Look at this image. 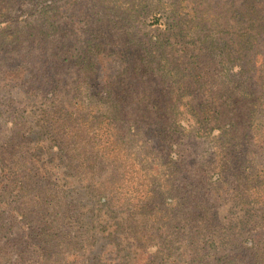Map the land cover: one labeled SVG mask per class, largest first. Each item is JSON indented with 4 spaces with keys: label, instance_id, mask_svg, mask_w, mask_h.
I'll list each match as a JSON object with an SVG mask.
<instances>
[{
    "label": "rangeland",
    "instance_id": "1",
    "mask_svg": "<svg viewBox=\"0 0 264 264\" xmlns=\"http://www.w3.org/2000/svg\"><path fill=\"white\" fill-rule=\"evenodd\" d=\"M97 1L0 0V264H264V205L236 203L233 183L244 170L236 163L264 169L260 86L249 110L263 128L228 141L239 156L225 177L208 171L218 164L216 143L211 131L198 133L183 105L197 109L229 89L210 40L220 36L225 46L237 30L234 14H259L243 31L262 33L256 48L264 64V0H128L129 10ZM90 34L99 51L87 50ZM150 40L165 43L170 65L155 57L152 71L137 75ZM180 69L193 75L182 85L168 77ZM176 88L186 94L180 119L160 129L178 127L171 138L150 126L154 105L140 100L159 106ZM107 130L123 137L128 157ZM170 158L176 171L165 169ZM162 169L176 175L172 208L185 202L183 210L169 211L162 190L150 193ZM247 195L264 201V186ZM204 207L212 223L197 217Z\"/></svg>",
    "mask_w": 264,
    "mask_h": 264
},
{
    "label": "trees",
    "instance_id": "2",
    "mask_svg": "<svg viewBox=\"0 0 264 264\" xmlns=\"http://www.w3.org/2000/svg\"><path fill=\"white\" fill-rule=\"evenodd\" d=\"M101 1L106 2L107 4H112L114 6H121L124 9H128L129 6H131L132 8L134 4L128 0H100V2ZM258 15L259 14L252 13L234 14V28H237V30L229 34V36L231 35V38L225 44V46L220 43V39L222 38L220 36L218 38H213L210 40V48L212 49V53L221 58V61H223V65H225L224 68L228 75L227 82L223 86V88L226 87L229 89L224 93H219L216 96H208L209 99H206L204 104H202L201 106L198 105L197 109L192 107L190 101L184 102V104L181 102L182 97L184 98L186 94L184 93L185 90H180L179 88L175 89L177 93L176 95L172 96V100L170 99V101L168 102L167 97L165 96L163 97L165 98V102L161 101L159 106L155 105V103L151 99H147L146 96V99L140 100V104L148 102L149 104L154 105V110L152 113H150L152 115V118L150 119V126L154 125V127L158 129L159 133L169 135L171 138H174V132H179L178 127L173 128L172 126V128H170L168 131L163 130V132H161L160 129L170 126L171 123L168 122L173 119V116H175L176 119H180L179 114L175 113V111L178 110V103L183 104L184 107H186L188 111H190H187V116L189 117V119L194 121V123L199 127L198 133L204 130L211 131L208 136L212 138V140H214V142L216 143V157L218 158V164L215 167H208L207 169L208 171H216L217 169H219V174L221 177H225L224 174L229 171L234 159L239 156L238 154L236 156L235 153L230 149L232 145H230L228 141L235 142L238 140H242L243 133L247 129L261 131L263 128L262 121L257 119V110H249V107L251 106L250 102L252 101L251 99L254 98V88L257 89L258 86H260L259 89L262 90L261 95L264 96V64H260V62L258 61L257 57L259 50L258 48H256V44L258 42L257 39L262 36V33L243 31L245 25H247L248 23L254 24L257 22V20H259ZM201 22L203 24L209 23L204 19H202ZM51 26L53 27L52 24ZM204 39L207 42L210 38L209 36H204ZM84 41L89 47L87 50H91L92 47H95L99 51L102 47L95 43L93 35L87 37V40ZM14 43H16V41L12 40L11 42H9V44ZM141 50L144 51L145 56L141 59V63H139L138 66L134 67V71L137 73V75L147 74L149 71H152L150 69H152V67L156 64L155 57L159 60L160 63L166 62L168 65H170L166 55V45L163 41L150 40L143 46ZM89 53L86 51L82 53L84 62L89 60ZM94 67L95 64H91V66L86 65V69L88 70H94ZM260 69L262 70L259 73ZM185 71L187 70H173L169 73L168 77L178 81L180 85L185 84L186 82H189L190 78L193 77V75H191L190 73L188 74ZM106 89L107 90L105 92L108 93V98L112 101L114 99L112 85L108 84ZM213 94L214 93H212V95ZM144 105L142 107H144ZM112 107L113 110L119 111L118 103H113ZM248 111H251L250 114H246V112ZM113 115L115 116L116 114L114 113ZM257 122L259 124L256 126V128H254V125ZM108 125H113L114 128V124L112 121H110ZM215 131H219L220 134L214 136ZM107 132L109 138H113L112 145L120 152L119 156H121V149L128 157L129 154L126 152V142L124 143L123 137L119 136L118 139L114 140V137L116 135L109 130H107ZM109 138L107 141H109ZM221 139H224V141H222ZM118 144H120L122 147ZM104 149L106 152L111 151V144H109L108 142ZM174 161L175 160L170 158V162L165 165V169L170 165V168L167 169L169 170V172H171L172 170H177V164H175ZM137 163L141 166L139 161H137ZM245 164H248L246 165L247 167L249 166V163L247 161H245V163H236L239 168L244 170L237 174V181L233 182L237 185L234 192L236 194L234 201L236 203L245 205L247 208H253L255 205L259 204L264 205V201H261L260 198L256 200H250L247 195L248 189H254V191H258L262 186H264V169L258 172H253V170L245 168ZM141 169L143 172H150V168L147 166ZM248 175H250V179L252 180H250V183L246 185L245 180ZM174 176L176 175H164L162 169L158 176L153 177L152 183H149L148 187L150 193H153L156 196L160 195L157 189L162 190L163 194L165 195L166 202H164L167 206H170L169 211H172L174 209L183 210V208L186 207L185 202H181L176 204V206L172 208V203L175 199L174 197H172V195L174 194L173 191L178 188L177 186H175V183H173ZM114 178L117 177L115 176ZM253 179L255 180V182L253 181ZM118 181V179H114V181L110 182L111 187H115V184ZM261 184L263 185L261 187H258V185ZM194 193L195 191L192 192V195ZM189 202L190 201L188 199L187 204H189ZM209 211V208L204 207L203 211H200L201 213L198 214L197 217L202 218L203 221H206L208 219L209 222L212 223L215 219V214H204L208 213ZM202 229L212 230L213 228L210 225H204Z\"/></svg>",
    "mask_w": 264,
    "mask_h": 264
}]
</instances>
